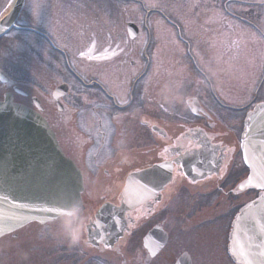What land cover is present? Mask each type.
<instances>
[{
	"label": "flooded vegetation",
	"instance_id": "af4514ba",
	"mask_svg": "<svg viewBox=\"0 0 264 264\" xmlns=\"http://www.w3.org/2000/svg\"><path fill=\"white\" fill-rule=\"evenodd\" d=\"M117 1L110 0L112 13ZM125 1L139 5L142 10V30L135 20H126L124 28L127 39L142 46L141 51H144L142 66L127 82L126 99L117 101L98 79L84 81L67 68L78 82L76 96L69 99L68 82L53 85L49 94L53 117L44 114L62 152L73 161L82 178L77 217L81 226L74 244L82 253L89 249L118 257L124 256L127 247V264H175L180 257V264H234L228 252L232 220L237 211L257 195L254 189L240 188L247 169L239 147L244 116L253 104L255 90L253 88L249 100L242 104L222 101L224 95L232 93L216 91L214 65L217 58L222 63L243 62L253 69L257 83L262 82L264 0H167L168 7H180V2L188 7L186 14H191L193 20L192 26L186 28L181 26L182 22L176 28L177 21L173 22L168 16L170 10L162 11L155 6L145 8L139 0ZM82 2L86 6L85 0ZM220 4L228 5V10L224 6L222 9ZM215 8L219 11L217 17ZM149 13L156 16L150 18ZM48 19L41 18L40 27L53 35L55 32L57 46L64 50L66 33L50 28L52 24ZM151 20L169 27L156 28L148 24ZM127 22L137 28L132 38L126 32ZM166 29L173 33V41L184 48L186 58L179 64H171L177 74L162 77L151 74L152 59L148 50H154L155 46L158 49L164 39L169 41V48L172 47V39L166 38ZM42 33L28 26L25 17L19 15L14 26L0 34V101L9 93L13 102L33 108V96H28L27 91L15 90L17 86L22 87V83L14 76L19 70L22 49L49 51L47 45L35 42L34 35ZM186 40H189L188 46H185ZM197 45L199 49L194 48ZM200 45L206 47V52L200 50ZM164 46L166 48L167 44ZM187 50L191 54L188 55ZM129 64L134 66L135 61L130 60ZM177 78L181 85L188 84L184 98L181 88L171 82ZM62 83L68 90L59 97L58 109L51 95ZM85 94L92 96L88 98L96 106H91L90 115L79 121L65 112L67 109L83 111L85 108L81 105L87 102ZM96 110L99 112L95 113ZM194 151L205 152V164L200 168L206 169L187 174L181 168V159ZM155 164L170 165L169 178L164 185L121 214L112 212L97 217L103 207L120 206L122 188L131 173ZM64 218L61 215L43 224L30 222L2 236L0 264H22L25 241L19 231L30 226L39 233L38 239L44 244L50 237L54 238L50 241L52 246L62 245L57 251L44 252H49L47 256L42 253L44 259L51 264H57L55 258L63 261L60 255H69L65 249L70 245L60 228ZM162 241L164 244L155 251L156 244Z\"/></svg>",
	"mask_w": 264,
	"mask_h": 264
},
{
	"label": "rangeland",
	"instance_id": "374dc122",
	"mask_svg": "<svg viewBox=\"0 0 264 264\" xmlns=\"http://www.w3.org/2000/svg\"><path fill=\"white\" fill-rule=\"evenodd\" d=\"M8 1L0 0V18L4 15L2 13ZM44 1H46V6L43 4ZM48 1L50 0H24L21 11L25 17V23L33 27V29L43 32L42 34L34 35L35 42L47 45L49 51H46L43 47V49L38 48L37 50L22 49L19 57V70L17 69V76H14V78H17V81L22 83V88L28 92V96L33 95L40 100L44 109L43 114L47 116L53 117L52 101L49 95L53 85L61 81L68 82L71 86L68 96L69 99L72 100L76 96L74 92L78 82L68 72L67 68L70 71L73 70L84 81L98 79L107 86L117 101L123 102L127 96V82L129 78L143 64L141 54L144 51H141L142 46L128 40L124 28L126 20H135L134 22L138 23L139 28L142 30L140 23L142 10L139 5H135L130 1L118 0L116 3L117 8L112 13V3L110 0H85L86 6L82 2L84 0H55V4H49ZM139 1L144 3L145 8L155 6L162 11H172L168 12V16L173 22L177 21L176 28L180 26L181 23L179 22H182L181 26L185 28L192 26L193 19L190 17L191 14L190 16L186 14L189 9L181 2L179 3L180 7H173L172 5L168 7L166 5L167 0ZM220 5L222 9L224 6L228 10V5ZM214 13L216 17L219 15V11L216 8L214 9ZM149 14L148 16L150 18L156 16L154 13ZM48 16H51V18L48 19ZM41 18H44V21L48 19L52 24L50 28H53L56 32L60 33L64 30L66 33V40L63 43L64 50L57 46V39L55 37L57 35L55 32L54 36L40 27L42 25ZM148 24L159 29L169 27L158 20L154 23L151 20ZM142 26H146L145 19H143ZM166 32V38L169 37V39H172L170 41L172 42V47L169 48V41L164 39V41L161 40V45L158 49L155 46L154 50H148L152 59L151 74L161 75L162 77L164 74H177L175 67H170L171 64L176 62L179 64L180 61L183 62L186 58L183 53L184 48L173 41V33L169 29H166ZM141 33L144 32L142 31ZM200 38L202 39V36ZM188 41L186 40L187 45L185 46H188ZM164 44H167L166 48ZM201 47L202 49L200 50L206 52V47ZM28 48L30 47L28 46ZM194 48L199 49L200 47L197 45ZM186 53L188 55L191 54L188 50ZM130 60L135 61L134 66H130ZM241 64L246 65L243 62ZM241 64L238 61L236 63H222L217 58L216 64L214 65L216 91L222 94L223 92L224 94L232 93L231 96L224 95V98L221 99L227 104H242L248 101L251 91L255 86V72L253 69L249 71L251 69L249 66H242ZM260 79L263 80L259 83L258 87L256 84L254 88L255 92H253L255 96L252 101H257V99L259 100L264 97V77ZM173 81L176 82L172 83L174 87L178 86L181 88V95L184 98L187 93L186 88L188 84L183 82L181 85L179 78L171 82ZM171 82L169 83L171 84ZM88 97L91 98L92 96L85 94L84 101L87 100V102L83 106L81 105L82 109L85 108L83 111L75 112L72 109H67L65 113L71 114V116L79 121L84 119L89 114V108L96 106L92 102V99ZM68 105L70 106V103ZM98 112L96 110L95 113ZM239 115L242 117V113H239ZM19 234L22 235L21 237H24L25 243L23 245L26 246L23 249L22 246L19 248V250H23V255L21 254L23 257L22 264H51L48 259H44V252L50 250L57 251L62 248L61 244L52 246L51 242L54 241V238L52 239L50 237L47 240L51 242L44 244V242L38 239L39 233L35 232V230L33 231L31 226L21 229ZM45 245H48V248ZM125 248L124 256L118 257L112 254H97L89 249H85V252L82 253L80 249L76 248L74 243H70L68 248L65 249V251H69V255H60L64 262L58 261L57 258H55V261L57 264H127V247ZM26 249H29V251L27 252ZM2 252L3 249H0V253ZM47 254L45 255L47 256Z\"/></svg>",
	"mask_w": 264,
	"mask_h": 264
},
{
	"label": "water",
	"instance_id": "95a60500",
	"mask_svg": "<svg viewBox=\"0 0 264 264\" xmlns=\"http://www.w3.org/2000/svg\"><path fill=\"white\" fill-rule=\"evenodd\" d=\"M24 0H12L0 18V34L9 29L21 11ZM130 38L137 28L126 23ZM15 90L22 91L15 87ZM66 85L56 86L53 98L66 92ZM32 101L36 109L14 103L8 93L0 101V237L29 222L45 223L55 219L71 208L81 205L82 178L80 171L66 157L57 144L47 121L40 115L42 109L37 98ZM57 107L59 104L57 101ZM242 161L247 175L241 182L243 187L254 189L256 197L246 202L232 220L228 252L236 264H264V190L256 180L250 185L249 176L264 171V101L258 102L248 111L243 120L240 137ZM205 152H190L182 159L185 173L196 172L204 163ZM163 166V167H162ZM206 168H200L205 170ZM170 165L155 164L131 173L125 180L119 207H103L98 216L105 213H122L144 197L153 194L168 180ZM161 174V175H160ZM140 181L149 182L151 192H144ZM6 198V199H5ZM55 208L57 211H44ZM112 208V209H111ZM164 241L155 246L157 251ZM144 245H147L144 241ZM243 251L244 255H241ZM181 257L175 262L180 264Z\"/></svg>",
	"mask_w": 264,
	"mask_h": 264
},
{
	"label": "clouds",
	"instance_id": "9594fccd",
	"mask_svg": "<svg viewBox=\"0 0 264 264\" xmlns=\"http://www.w3.org/2000/svg\"><path fill=\"white\" fill-rule=\"evenodd\" d=\"M79 212L80 210L78 208L68 209L65 213H70V215L64 213L65 218L62 220L60 224V228L62 229L65 238L70 243H74L76 241L79 227L81 226L77 222V217L79 216Z\"/></svg>",
	"mask_w": 264,
	"mask_h": 264
},
{
	"label": "snow or ice",
	"instance_id": "6c2138e0",
	"mask_svg": "<svg viewBox=\"0 0 264 264\" xmlns=\"http://www.w3.org/2000/svg\"><path fill=\"white\" fill-rule=\"evenodd\" d=\"M82 55H83V53H82ZM89 58L91 59V57H89ZM253 180H256L258 186L262 190H264V171H262L260 173H257V174H254L252 176H249L248 179H247V183L251 185L253 183ZM137 183L140 185V187L142 188V190L144 192H151L152 191L153 186L149 182L144 181L143 183H141L140 181H137ZM241 187H243V185H241ZM44 211L53 212V211H57V209H55V208H46V209H44ZM65 214H69L70 215V213H65ZM93 223H95V222H93ZM241 255H244L243 251H241ZM260 255L264 256V251H261ZM248 264H251V262L249 261Z\"/></svg>",
	"mask_w": 264,
	"mask_h": 264
}]
</instances>
